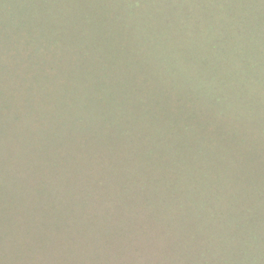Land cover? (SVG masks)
Returning <instances> with one entry per match:
<instances>
[{
  "label": "rangeland",
  "instance_id": "374dc122",
  "mask_svg": "<svg viewBox=\"0 0 264 264\" xmlns=\"http://www.w3.org/2000/svg\"><path fill=\"white\" fill-rule=\"evenodd\" d=\"M0 264H264V0H0Z\"/></svg>",
  "mask_w": 264,
  "mask_h": 264
}]
</instances>
